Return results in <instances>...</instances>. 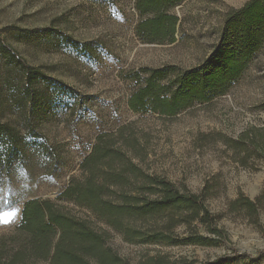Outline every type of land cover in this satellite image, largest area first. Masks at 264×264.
Here are the masks:
<instances>
[{"label":"rangeland","instance_id":"1","mask_svg":"<svg viewBox=\"0 0 264 264\" xmlns=\"http://www.w3.org/2000/svg\"><path fill=\"white\" fill-rule=\"evenodd\" d=\"M247 1L185 0L169 10L179 18L174 40L149 43L136 33L135 0H0V41L44 73L25 96L27 104H19L25 100L23 72L0 57V119L23 131L22 155L9 169L0 165V235L15 231L26 202L38 198L105 231L119 264H152L159 257L164 264H203L233 252L244 256L220 264H264V200L255 213L230 206L240 195L256 201L264 192V160L244 158L237 143L246 130L264 127V43L229 91L209 102L176 115L135 111L129 104L148 69L173 71L168 82L203 62L221 46L228 14ZM101 136L124 152L103 174L132 162L181 190L201 194L212 186L204 203L224 235L195 222L177 225L176 236L196 229L211 238L207 244L130 242L141 221L126 217L119 230L89 207L64 199L72 182L86 180L81 166ZM127 171L118 194L144 181ZM34 264L52 263L39 258Z\"/></svg>","mask_w":264,"mask_h":264},{"label":"trees","instance_id":"2","mask_svg":"<svg viewBox=\"0 0 264 264\" xmlns=\"http://www.w3.org/2000/svg\"><path fill=\"white\" fill-rule=\"evenodd\" d=\"M184 1L135 0L140 16L136 26L139 38L149 43L174 40L179 18L169 10ZM263 43L264 0H248L241 8L228 14L221 46L203 62L176 74L169 83L166 77L173 71H165L162 67L148 69L149 75L133 92L129 104L135 111L151 109L165 115H176L197 102H209L229 91ZM0 57L22 70L25 82L22 98L33 94L34 85L44 73L29 65L3 40L0 41ZM21 103L26 105L27 100ZM28 127L29 132L35 130ZM22 132V127L17 124L0 119V165L5 169H9L22 155ZM237 143L242 146L244 158L264 160V127L246 130ZM123 156L124 152L116 149L110 140L99 137L81 166L87 173L86 180L72 182L62 197L89 207L101 220L109 224L113 222L120 227L119 230H123L121 224L126 217L141 221L140 227L131 229L130 242L175 238L177 242L207 244L211 238L199 234L196 229L184 238L176 236L174 229L177 225L187 223L192 227L195 222L206 226L217 236L224 235L217 224V217L204 203L212 186H206L201 194L181 190L167 177L147 174L132 162L129 167L119 166L110 172H101L106 166L113 167L111 161L121 162ZM128 168L139 172L135 176H143L144 181L124 194H118L121 188L118 185L129 179ZM99 178L103 179L99 181ZM116 194L120 195L117 198H121V202L114 201ZM263 200L264 192L256 201L240 195L231 201L230 206L232 209L246 206L255 213L257 204ZM165 217L168 219L164 220ZM107 235L105 231L97 230L89 220L76 218L52 201L31 199L26 202L21 223L15 231L0 235V264H34L39 258L52 264H93L92 258L97 260L96 264H119L120 256L105 244ZM243 256V253L233 252L203 264H220ZM164 262L165 258L159 257L153 258L152 264Z\"/></svg>","mask_w":264,"mask_h":264}]
</instances>
